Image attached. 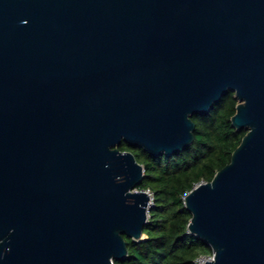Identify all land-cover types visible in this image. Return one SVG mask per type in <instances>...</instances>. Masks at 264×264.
<instances>
[{"label":"water","instance_id":"1","mask_svg":"<svg viewBox=\"0 0 264 264\" xmlns=\"http://www.w3.org/2000/svg\"><path fill=\"white\" fill-rule=\"evenodd\" d=\"M234 92L247 135L184 197L205 264H264V0H0V264H115L172 156Z\"/></svg>","mask_w":264,"mask_h":264},{"label":"trees","instance_id":"2","mask_svg":"<svg viewBox=\"0 0 264 264\" xmlns=\"http://www.w3.org/2000/svg\"><path fill=\"white\" fill-rule=\"evenodd\" d=\"M238 103L235 93L229 92L209 113L193 117L194 143L172 156L157 157L126 143L120 145L146 169L139 190L150 191L155 205L149 212L145 239L125 237L128 256L115 264H197L203 255H213L210 246L188 232L192 214L184 197L199 184L211 182L247 135L232 126Z\"/></svg>","mask_w":264,"mask_h":264},{"label":"built area","instance_id":"3","mask_svg":"<svg viewBox=\"0 0 264 264\" xmlns=\"http://www.w3.org/2000/svg\"><path fill=\"white\" fill-rule=\"evenodd\" d=\"M148 194L151 195L152 199H153V196L152 194L149 192H147ZM215 259V255L213 254L212 256H202L200 257L198 260H197V264H205L206 260H214Z\"/></svg>","mask_w":264,"mask_h":264},{"label":"rangeland","instance_id":"4","mask_svg":"<svg viewBox=\"0 0 264 264\" xmlns=\"http://www.w3.org/2000/svg\"><path fill=\"white\" fill-rule=\"evenodd\" d=\"M151 196V195H150Z\"/></svg>","mask_w":264,"mask_h":264}]
</instances>
